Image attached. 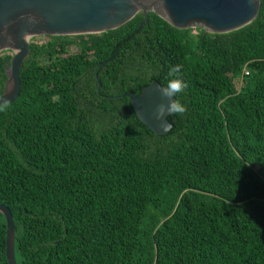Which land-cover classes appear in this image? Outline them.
<instances>
[{
    "label": "trees",
    "instance_id": "obj_1",
    "mask_svg": "<svg viewBox=\"0 0 264 264\" xmlns=\"http://www.w3.org/2000/svg\"><path fill=\"white\" fill-rule=\"evenodd\" d=\"M144 21L29 43L0 112L18 264H264V0L228 33ZM178 64L186 111L158 135L126 94Z\"/></svg>",
    "mask_w": 264,
    "mask_h": 264
},
{
    "label": "water",
    "instance_id": "obj_2",
    "mask_svg": "<svg viewBox=\"0 0 264 264\" xmlns=\"http://www.w3.org/2000/svg\"><path fill=\"white\" fill-rule=\"evenodd\" d=\"M260 3L261 0H0V53L12 51L5 65L6 80L0 96L12 103L20 94L19 71L29 53V37L100 34L123 25L140 12L144 23L148 13L153 12L177 29L222 34L249 24ZM160 86L153 81L140 93L126 96L138 120L163 135L166 133L159 127L161 121L154 116L156 106L168 102L161 96ZM0 213L5 220L6 261L17 264L12 214L4 204H0Z\"/></svg>",
    "mask_w": 264,
    "mask_h": 264
},
{
    "label": "clouds",
    "instance_id": "obj_3",
    "mask_svg": "<svg viewBox=\"0 0 264 264\" xmlns=\"http://www.w3.org/2000/svg\"><path fill=\"white\" fill-rule=\"evenodd\" d=\"M182 70V65L171 66L168 71L166 83L160 86V94L167 99V104L160 103L156 106L154 116L155 119L161 121L159 127L163 133H168L172 125L167 117L170 115H182L186 111V107L180 102L177 97L183 93L187 87L186 83L179 78ZM11 102L0 96V112H5L10 107ZM165 118V119H162Z\"/></svg>",
    "mask_w": 264,
    "mask_h": 264
},
{
    "label": "rangeland",
    "instance_id": "obj_4",
    "mask_svg": "<svg viewBox=\"0 0 264 264\" xmlns=\"http://www.w3.org/2000/svg\"><path fill=\"white\" fill-rule=\"evenodd\" d=\"M193 32H195V31L193 30ZM43 39H44V38H41V36H34V37L32 36V37H29V38H28L29 42H31V41H36V40L42 42ZM238 84H239V82H238V83L236 82V85H237V86H238Z\"/></svg>",
    "mask_w": 264,
    "mask_h": 264
},
{
    "label": "built area",
    "instance_id": "obj_5",
    "mask_svg": "<svg viewBox=\"0 0 264 264\" xmlns=\"http://www.w3.org/2000/svg\"><path fill=\"white\" fill-rule=\"evenodd\" d=\"M5 52H6V54H8V55H12V51H10V50H5ZM243 73H244V74H247V73H248L245 67H244V69H243Z\"/></svg>",
    "mask_w": 264,
    "mask_h": 264
},
{
    "label": "flooded vegetation",
    "instance_id": "obj_6",
    "mask_svg": "<svg viewBox=\"0 0 264 264\" xmlns=\"http://www.w3.org/2000/svg\"><path fill=\"white\" fill-rule=\"evenodd\" d=\"M15 258H16V262H17V264H18V261H17V257H16V254H15Z\"/></svg>",
    "mask_w": 264,
    "mask_h": 264
}]
</instances>
